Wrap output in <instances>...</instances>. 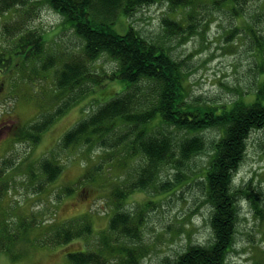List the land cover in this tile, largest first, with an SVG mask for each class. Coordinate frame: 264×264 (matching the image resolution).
Returning a JSON list of instances; mask_svg holds the SVG:
<instances>
[{"label": "rangeland", "instance_id": "obj_1", "mask_svg": "<svg viewBox=\"0 0 264 264\" xmlns=\"http://www.w3.org/2000/svg\"><path fill=\"white\" fill-rule=\"evenodd\" d=\"M215 1L192 0L188 6L172 7L170 0H146L131 15L120 14L115 21L117 31L134 27L182 61L192 106H231L236 100L252 99L255 91L264 88V0H241L238 13ZM167 17L185 29L168 32L163 25ZM31 31L44 39L37 56L27 50L30 47L19 46ZM83 47V39L46 0H23L0 13V60L9 61L0 64V264H72L68 253L95 250L102 254L103 264H172L190 245H208L214 239L213 206L204 174L223 130L204 129L205 151L164 164L148 187L115 200L113 190L134 179L144 164L141 154H130L126 144L116 143L123 129L110 132L105 143L66 147L63 138L120 93L124 82L98 86L57 118L38 142L16 134L42 113L55 110L67 96L56 86V73L64 62L84 57ZM48 56L54 57V63L44 69ZM116 68L117 62L107 53L91 63L97 74ZM160 122L149 123V128ZM170 130L176 141L193 135ZM45 159L61 166L55 180L49 181L42 168ZM245 185L257 206L237 193L235 240L218 264H264V128L251 132L234 174V189ZM117 209L137 222V238L108 230ZM88 224L91 233L63 242L54 238L56 230L79 231Z\"/></svg>", "mask_w": 264, "mask_h": 264}, {"label": "trees", "instance_id": "obj_2", "mask_svg": "<svg viewBox=\"0 0 264 264\" xmlns=\"http://www.w3.org/2000/svg\"><path fill=\"white\" fill-rule=\"evenodd\" d=\"M46 1L83 39L84 57L64 62L57 71L56 86L63 91L61 95L65 91L67 95L60 105L51 112L42 113L16 132L17 136L38 142L42 133L57 118L90 92H95L98 86H104L108 81L124 82V89L120 93L106 101L91 116L79 121L63 138L66 147L77 142L89 145L100 140L105 143L110 132L123 129L114 141L126 144L130 154H141L144 164L137 169L134 179L126 180L122 187L113 190L115 200H121L128 192L152 184L164 164L188 160L205 151L207 141L201 132L214 126L220 127L223 130L222 138L215 144L214 158L204 174L208 200L213 206L210 224L214 239L208 245H190L172 264L222 263L223 256L229 252L235 240L239 218L237 193H243L257 206L249 185L234 189L233 179L245 157L251 132L264 128V88L255 91L252 99L236 100L231 106H192L185 92L182 61L174 59L160 45L148 41L134 27L130 26L124 32L115 28L120 14L131 15L146 0ZM191 2L170 0L172 7L188 6ZM16 3L22 4L23 0H0V13L10 10ZM215 3L229 4L236 13L242 10L241 0H216ZM163 25L171 33L185 29L179 21L170 17L163 20ZM28 36L22 38L19 46L22 49L30 47L27 50L37 56L43 50L44 39L36 31L29 32ZM104 53L117 62V68L105 74L92 72L91 63ZM3 60L9 62L6 58ZM53 61L54 57L48 56L44 69ZM156 118L161 121L160 126L152 128L151 125L149 128V123ZM123 125L124 128L121 127ZM170 127L193 132V135L176 141ZM100 167L101 164L96 165L95 171ZM42 168L49 181L55 180L61 171V166L51 159H45ZM136 224L131 214L117 209L110 219L108 230L126 238H137ZM91 231L89 224L79 231L64 228L56 230L54 238L63 242ZM68 259L72 264H103L102 254L96 250L70 252Z\"/></svg>", "mask_w": 264, "mask_h": 264}]
</instances>
